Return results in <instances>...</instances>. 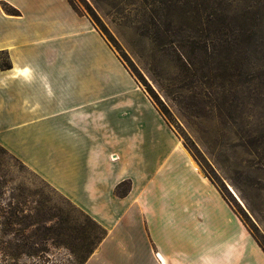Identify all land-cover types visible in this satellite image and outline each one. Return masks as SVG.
<instances>
[{"label": "crops", "instance_id": "crops-1", "mask_svg": "<svg viewBox=\"0 0 264 264\" xmlns=\"http://www.w3.org/2000/svg\"><path fill=\"white\" fill-rule=\"evenodd\" d=\"M179 138L69 0H0V146L107 232L84 264H264Z\"/></svg>", "mask_w": 264, "mask_h": 264}, {"label": "rangeland", "instance_id": "rangeland-1", "mask_svg": "<svg viewBox=\"0 0 264 264\" xmlns=\"http://www.w3.org/2000/svg\"><path fill=\"white\" fill-rule=\"evenodd\" d=\"M71 2L264 250V0ZM103 235L0 146V264H82Z\"/></svg>", "mask_w": 264, "mask_h": 264}, {"label": "trees", "instance_id": "trees-1", "mask_svg": "<svg viewBox=\"0 0 264 264\" xmlns=\"http://www.w3.org/2000/svg\"><path fill=\"white\" fill-rule=\"evenodd\" d=\"M70 2H71V0H69ZM71 4L73 5V7L75 8V5L71 2ZM4 8H5V10L7 11V12H11V11H13V9L11 8V7H9L8 5H5L4 4ZM75 10L77 11V9L75 8ZM78 12V11H77ZM2 66L3 67H7V64H3L2 63ZM122 188H125V190L127 191V190H129V188H130V185L129 184H127V185H122L121 186ZM120 189V188H119ZM117 190V193L118 194H123L122 192H120V190ZM101 227V226H100ZM101 230L104 232V235H103V237H102V239H101V241L106 237V235H107V232L104 230V228H102L101 227ZM101 241H99V243L101 242ZM99 243H98V245H99ZM98 247V246H97ZM90 257V256H89ZM88 257V258H89ZM88 258H86V260L88 259ZM86 260L84 259V261L82 262V264H84V262H86Z\"/></svg>", "mask_w": 264, "mask_h": 264}]
</instances>
